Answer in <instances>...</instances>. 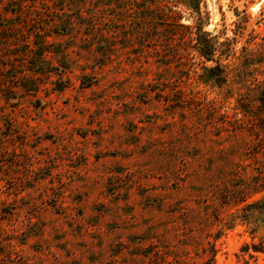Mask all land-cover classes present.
<instances>
[{
  "label": "rangeland",
  "instance_id": "1",
  "mask_svg": "<svg viewBox=\"0 0 264 264\" xmlns=\"http://www.w3.org/2000/svg\"><path fill=\"white\" fill-rule=\"evenodd\" d=\"M188 3L0 0V264H264V0Z\"/></svg>",
  "mask_w": 264,
  "mask_h": 264
},
{
  "label": "trees",
  "instance_id": "2",
  "mask_svg": "<svg viewBox=\"0 0 264 264\" xmlns=\"http://www.w3.org/2000/svg\"><path fill=\"white\" fill-rule=\"evenodd\" d=\"M201 0H189L188 5L196 10H199V4H200ZM199 45H200V52L202 57L208 61L211 62L212 58H213V54H214V50L213 47L210 45V42L207 39V35L205 33L202 34V36L200 37V41H199ZM208 71L213 74L211 78H217V80H222L223 77H213V76H218L216 71H218L217 67H213L208 69ZM221 82V81H220ZM262 105L264 106V97H261L260 99ZM243 212V220L246 222H249V219L253 216L258 214V215H263L264 214V197L261 200L255 201L253 203L247 204L243 207L242 209ZM262 245H246L245 247V251L246 253L249 254V256L252 257V255L249 253L250 249L253 250V252H255L256 254H264V242L261 243ZM214 252V251H213ZM214 255V254H213ZM205 264H211V263H205Z\"/></svg>",
  "mask_w": 264,
  "mask_h": 264
}]
</instances>
